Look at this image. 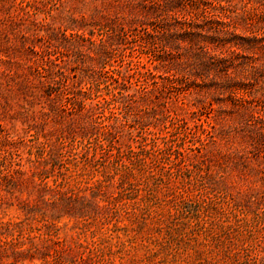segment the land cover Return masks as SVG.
I'll list each match as a JSON object with an SVG mask.
<instances>
[{"label": "rangeland", "instance_id": "rangeland-1", "mask_svg": "<svg viewBox=\"0 0 264 264\" xmlns=\"http://www.w3.org/2000/svg\"><path fill=\"white\" fill-rule=\"evenodd\" d=\"M0 264H264V0H0Z\"/></svg>", "mask_w": 264, "mask_h": 264}, {"label": "trees", "instance_id": "trees-1", "mask_svg": "<svg viewBox=\"0 0 264 264\" xmlns=\"http://www.w3.org/2000/svg\"><path fill=\"white\" fill-rule=\"evenodd\" d=\"M169 174L168 176H170ZM168 179H170V177H168ZM174 196L179 197V200L173 205L174 217H171L170 223L177 226L176 229L182 232L177 233L183 236H192L196 241L197 237L200 235L201 237L197 241L198 245L208 247V250L217 248L218 242H213L212 240L216 239V241H220L218 240V236L221 237L219 234L220 231L224 227L231 226V224L226 226L223 224L220 216V214H224L223 209H221V207H215L216 203L214 202L213 196L201 194V196L197 198H190L182 193L174 194ZM213 214L218 217L214 220V223H211L209 217ZM231 235L232 241H238L242 244L245 243L243 240H239L235 233ZM243 249L246 248L242 246V250ZM196 252L199 253L198 250ZM53 259L56 260V257H53Z\"/></svg>", "mask_w": 264, "mask_h": 264}]
</instances>
